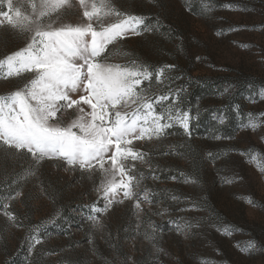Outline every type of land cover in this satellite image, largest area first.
Here are the masks:
<instances>
[{
    "label": "rangeland",
    "instance_id": "374dc122",
    "mask_svg": "<svg viewBox=\"0 0 264 264\" xmlns=\"http://www.w3.org/2000/svg\"><path fill=\"white\" fill-rule=\"evenodd\" d=\"M12 2L32 13L27 0ZM103 2L91 21L80 0L40 19L97 31L142 20L95 58L149 73L132 77L140 83L122 109L136 132L121 148L135 158L119 159L121 175L108 158L114 146L82 168L0 140V264H264V0ZM31 35L0 15V97L35 78L9 75L6 61ZM79 115L74 106L57 118ZM108 181L127 183L132 197L123 187L105 196ZM249 242L256 247L241 251Z\"/></svg>",
    "mask_w": 264,
    "mask_h": 264
},
{
    "label": "snow or ice",
    "instance_id": "6c2138e0",
    "mask_svg": "<svg viewBox=\"0 0 264 264\" xmlns=\"http://www.w3.org/2000/svg\"><path fill=\"white\" fill-rule=\"evenodd\" d=\"M4 2L0 0V5ZM6 3L8 11L0 8V15L13 28L32 33L26 47L6 58L8 74L28 71L34 72L35 78L23 89L0 97V140L11 148L27 149L38 158L64 157L69 164L79 162L82 168L93 160L103 161L110 147L114 146L115 151L108 158L123 175L124 167L118 164L119 159L135 156L130 149L122 151L121 146L132 143L136 120L127 123V112L122 109L129 108V101L135 95L133 86L140 83L132 77L141 74L147 77L149 73L120 65L100 64L95 58L117 36L128 31L135 33L136 25L142 20L129 16L101 31L94 29L91 22L53 27L51 23H42L40 18L65 6L72 7L70 0H39L38 3L37 0H27L32 9L30 15L22 12L23 4L17 7L12 0H6ZM80 4L85 7L84 16L89 21L107 6L102 0L99 7L93 4L89 12L85 0H80ZM10 14H14L15 19ZM81 105H88L91 112H85ZM74 106L79 108L78 118L69 122L57 118L58 113L63 117L64 110ZM179 123L188 132L187 112ZM168 126L158 125L155 133L159 134ZM145 131L141 128L135 138H143ZM116 187L125 189L124 198L132 197L127 183L117 185L112 181H108L105 187V196L109 192L115 193ZM255 247L254 242H249L241 251L247 252Z\"/></svg>",
    "mask_w": 264,
    "mask_h": 264
}]
</instances>
